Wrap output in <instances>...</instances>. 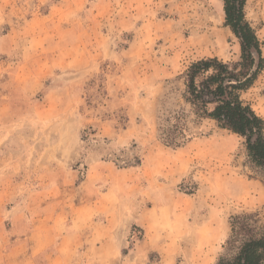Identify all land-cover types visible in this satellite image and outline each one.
Instances as JSON below:
<instances>
[{
	"label": "rangeland",
	"instance_id": "rangeland-1",
	"mask_svg": "<svg viewBox=\"0 0 264 264\" xmlns=\"http://www.w3.org/2000/svg\"><path fill=\"white\" fill-rule=\"evenodd\" d=\"M222 7L0 0V188L10 190L0 197L3 232L29 209L43 221L32 235L49 236L40 227L54 225L51 238L62 243L40 253L57 248L67 264H214L233 255L231 218L264 226V175L244 139L196 117L181 97L190 64L240 62ZM245 17L264 59V0H246ZM241 97L264 120V63ZM176 112L187 141L173 148L158 127ZM25 189L42 193H9ZM91 243L100 251L87 252ZM87 253L109 260L84 263Z\"/></svg>",
	"mask_w": 264,
	"mask_h": 264
},
{
	"label": "trees",
	"instance_id": "trees-1",
	"mask_svg": "<svg viewBox=\"0 0 264 264\" xmlns=\"http://www.w3.org/2000/svg\"><path fill=\"white\" fill-rule=\"evenodd\" d=\"M221 1L225 26L240 44V62L230 67L213 58L190 64L183 75L181 97L196 117L215 121L244 139L250 163L264 175V120L241 97L263 68L261 43L246 20V0ZM158 130L168 146H183L187 141L184 113H174ZM251 220L249 215L231 218L227 248L233 255L221 256L214 264H264V226L257 228Z\"/></svg>",
	"mask_w": 264,
	"mask_h": 264
},
{
	"label": "crops",
	"instance_id": "crops-1",
	"mask_svg": "<svg viewBox=\"0 0 264 264\" xmlns=\"http://www.w3.org/2000/svg\"><path fill=\"white\" fill-rule=\"evenodd\" d=\"M8 172L9 171H7V173H4L5 174L4 175V183H6V180H7V182H9L12 179L11 174H8ZM6 175H8V176H6ZM13 181H16V180L14 179ZM20 181H23V180H20ZM25 182H27V181L25 180ZM0 184H1V182H0ZM10 184L12 185V181H10ZM22 184L24 185V181ZM22 184L20 182V186ZM5 189H4V186L2 185V187L0 188V197L8 194L7 193V190H8L7 185H6ZM8 191H10V190H8ZM22 192H26L27 194L30 192L31 195H29L28 198L29 197L30 198L38 197L42 193L41 189L34 190L32 192H31V190L25 189V191L20 190V192L15 191L14 193H12V191H11L9 193L13 195L12 197H14L17 195L21 196ZM52 196H51V198H54V196L53 197ZM15 207H17V206H15ZM13 209L14 208H11L10 210H13ZM26 212L27 213L24 214L25 217L23 215H20L16 218H14V217L9 218V220L10 219L12 220L9 222L11 225L10 230H12L9 233L3 232L1 229L2 224H0V247H2V246L8 247V248H6V250L8 249V251H9L8 254L0 252V264H7V263L12 262V261H19V263H23V264H40L43 260L42 258H46L50 262L51 261L56 262V264H59L58 262H60L62 264H67V261H69V260H67L66 259L67 257H65L64 255H62V254L60 255V253L58 251L59 249H57V248L53 249L51 254L43 255L40 253V252L44 251L50 245H57V247H60V245H62V243L60 242V243L56 244L53 241V239L51 238L50 230L54 228V225L47 224L45 226L43 225L42 227H40L42 230L49 232V236H46V237H43V236L35 237V236H33L32 234L37 233V230L39 229L38 226H39L40 222H43V221H41L42 218L40 216H38L39 215L38 212L35 211L34 213H32L31 211H29V209H26ZM52 214H54V212ZM2 215L3 214L0 213V216H2ZM101 246H102L101 244L98 245L96 243H94V244L91 243L87 246V252L88 251L97 252L98 250L100 251ZM13 251H18V253L13 254L12 253ZM86 255L89 257L87 258ZM92 255L88 254V253L83 254V258L81 260L84 263L91 261V260L99 261V262L109 260L108 257L91 258ZM113 257L114 256H112L111 260H115ZM115 258H116V256H115ZM71 261H74V260H71Z\"/></svg>",
	"mask_w": 264,
	"mask_h": 264
},
{
	"label": "bare ground",
	"instance_id": "bare-ground-1",
	"mask_svg": "<svg viewBox=\"0 0 264 264\" xmlns=\"http://www.w3.org/2000/svg\"><path fill=\"white\" fill-rule=\"evenodd\" d=\"M202 27V26H201ZM200 28V27H199ZM203 28V27H202ZM213 29H215V28H213ZM209 31V30H208ZM202 34V33H201ZM222 34V33H221ZM206 35V34H205ZM208 37V36H207ZM195 38V37H194ZM211 38V37H210ZM221 38V37H220ZM193 40V39H192ZM207 45V44H206ZM209 46V45H208ZM166 168V167H165ZM169 169V168H168Z\"/></svg>",
	"mask_w": 264,
	"mask_h": 264
}]
</instances>
